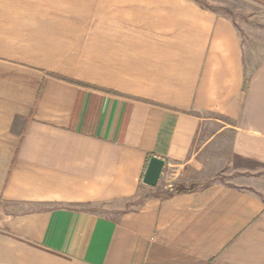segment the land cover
Here are the masks:
<instances>
[{"label":"crops","instance_id":"crops-1","mask_svg":"<svg viewBox=\"0 0 264 264\" xmlns=\"http://www.w3.org/2000/svg\"><path fill=\"white\" fill-rule=\"evenodd\" d=\"M247 42L197 0H0V264H264V176L213 180L264 166Z\"/></svg>","mask_w":264,"mask_h":264},{"label":"rangeland","instance_id":"rangeland-1","mask_svg":"<svg viewBox=\"0 0 264 264\" xmlns=\"http://www.w3.org/2000/svg\"><path fill=\"white\" fill-rule=\"evenodd\" d=\"M201 5L216 12L232 17L238 24L245 41L246 52L248 51L249 33L252 30L264 34V8L252 1L246 0H197ZM228 142V140H226ZM225 142V143H226ZM222 153L229 152V144L219 146ZM264 176V166L249 160L232 158L226 168L216 174L213 180H220L229 184L241 183L247 178L260 179ZM137 202L128 201L125 206L131 207ZM123 203L113 204L109 208L101 207V211L109 214H116L117 207Z\"/></svg>","mask_w":264,"mask_h":264},{"label":"water","instance_id":"water-1","mask_svg":"<svg viewBox=\"0 0 264 264\" xmlns=\"http://www.w3.org/2000/svg\"><path fill=\"white\" fill-rule=\"evenodd\" d=\"M164 166V159L157 156L151 157L143 177V182L152 187L157 186Z\"/></svg>","mask_w":264,"mask_h":264},{"label":"built area","instance_id":"built-area-1","mask_svg":"<svg viewBox=\"0 0 264 264\" xmlns=\"http://www.w3.org/2000/svg\"><path fill=\"white\" fill-rule=\"evenodd\" d=\"M171 164V162H168V165ZM172 165V164H171ZM163 172V171H162Z\"/></svg>","mask_w":264,"mask_h":264},{"label":"trees","instance_id":"trees-1","mask_svg":"<svg viewBox=\"0 0 264 264\" xmlns=\"http://www.w3.org/2000/svg\"><path fill=\"white\" fill-rule=\"evenodd\" d=\"M190 189H192V188H190Z\"/></svg>","mask_w":264,"mask_h":264}]
</instances>
